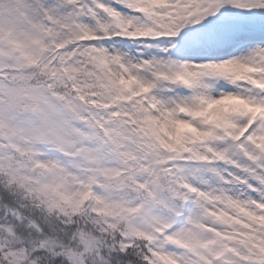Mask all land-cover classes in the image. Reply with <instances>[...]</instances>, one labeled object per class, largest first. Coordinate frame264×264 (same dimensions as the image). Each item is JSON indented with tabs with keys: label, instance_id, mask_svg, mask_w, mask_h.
Here are the masks:
<instances>
[{
	"label": "snow or ice",
	"instance_id": "obj_1",
	"mask_svg": "<svg viewBox=\"0 0 264 264\" xmlns=\"http://www.w3.org/2000/svg\"><path fill=\"white\" fill-rule=\"evenodd\" d=\"M0 264H264V0H0Z\"/></svg>",
	"mask_w": 264,
	"mask_h": 264
}]
</instances>
